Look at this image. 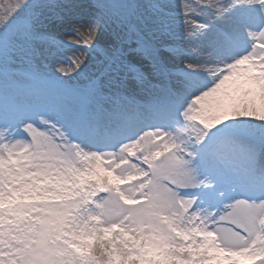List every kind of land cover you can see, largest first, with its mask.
Listing matches in <instances>:
<instances>
[{
    "label": "snow or ice",
    "instance_id": "obj_1",
    "mask_svg": "<svg viewBox=\"0 0 264 264\" xmlns=\"http://www.w3.org/2000/svg\"><path fill=\"white\" fill-rule=\"evenodd\" d=\"M0 264H264V0L0 2Z\"/></svg>",
    "mask_w": 264,
    "mask_h": 264
},
{
    "label": "rangeland",
    "instance_id": "obj_2",
    "mask_svg": "<svg viewBox=\"0 0 264 264\" xmlns=\"http://www.w3.org/2000/svg\"><path fill=\"white\" fill-rule=\"evenodd\" d=\"M0 2H6V0H0Z\"/></svg>",
    "mask_w": 264,
    "mask_h": 264
}]
</instances>
